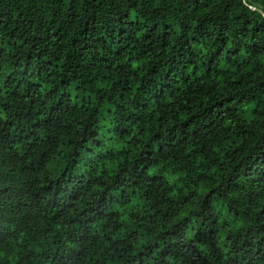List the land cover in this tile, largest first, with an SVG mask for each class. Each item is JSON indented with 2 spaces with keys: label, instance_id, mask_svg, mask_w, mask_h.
Instances as JSON below:
<instances>
[{
  "label": "trees",
  "instance_id": "16d2710c",
  "mask_svg": "<svg viewBox=\"0 0 264 264\" xmlns=\"http://www.w3.org/2000/svg\"><path fill=\"white\" fill-rule=\"evenodd\" d=\"M0 264H264V0H0Z\"/></svg>",
  "mask_w": 264,
  "mask_h": 264
},
{
  "label": "water",
  "instance_id": "95a60500",
  "mask_svg": "<svg viewBox=\"0 0 264 264\" xmlns=\"http://www.w3.org/2000/svg\"><path fill=\"white\" fill-rule=\"evenodd\" d=\"M253 10H257V8L256 7H251Z\"/></svg>",
  "mask_w": 264,
  "mask_h": 264
}]
</instances>
